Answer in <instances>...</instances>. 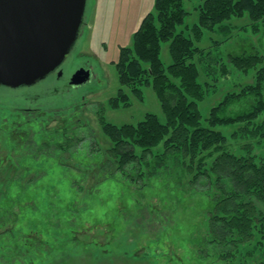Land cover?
Returning <instances> with one entry per match:
<instances>
[{
    "label": "rangeland",
    "instance_id": "1",
    "mask_svg": "<svg viewBox=\"0 0 264 264\" xmlns=\"http://www.w3.org/2000/svg\"><path fill=\"white\" fill-rule=\"evenodd\" d=\"M153 1L86 0L80 34L62 66L71 71L88 66L93 83L49 92L51 102L39 105L34 102L25 107L9 104L8 98L14 95L0 88V264H261L264 261L263 243H256L261 235L257 229V236L249 243L235 246L212 242L208 212L214 188L206 180L203 187L192 183V174L185 172L177 160L168 159L159 167L152 153L145 161L111 177L98 174L102 159L99 149L107 146L101 118L114 124L137 123L146 112L156 114L162 121L165 118L150 85L140 86L141 96L126 89L128 99L119 100L114 106L111 101L116 95L120 97L116 68L120 48L132 45L133 33L141 19L154 10ZM200 2L183 0L188 15L176 27V33L182 31L193 38L190 29L197 22L195 8ZM257 25L255 30L247 14L232 17L214 31L205 30L202 39L194 41L204 48L203 57L192 60L199 67L198 80L205 88L204 98L199 102L203 124L207 123L210 107L226 93L239 91L255 79L256 69L262 63L243 72L232 67L227 58L251 52L264 57V21ZM226 26L230 28L223 30ZM160 57L165 66L171 63L169 42L161 43ZM224 65L228 71L223 72ZM68 107L73 109L65 125L69 130L54 133L61 125L54 112ZM14 109L15 115H24L18 116L21 118L18 121H22L19 131L13 130V134L17 131L22 135V140L15 139L20 140L15 145L9 127L13 123L9 115ZM26 117L28 122L24 120ZM263 117L261 114L253 122H260ZM216 129L227 138L225 149L243 153V145L252 141V153L257 160L264 159V140L260 137L250 140L239 131L238 124ZM162 145L152 152L160 153ZM12 146L17 148L15 152ZM210 160L207 158L206 162ZM260 239L264 241L263 237Z\"/></svg>",
    "mask_w": 264,
    "mask_h": 264
},
{
    "label": "trees",
    "instance_id": "2",
    "mask_svg": "<svg viewBox=\"0 0 264 264\" xmlns=\"http://www.w3.org/2000/svg\"><path fill=\"white\" fill-rule=\"evenodd\" d=\"M153 8L134 31L132 45L120 48L116 62L120 97L116 95L111 101L113 104L128 99L126 89L141 96L140 86L150 85L165 118L162 121L151 112H146L137 123L114 124L101 118L107 146L99 149L102 159L98 163V174L111 177L115 172L145 161L152 153L157 157L159 167L168 159L177 160L185 172L192 174V183L203 187L207 185L203 183L206 180L214 188L213 204L208 212L212 242L235 246L249 243L257 236L256 229L260 238H264V159L257 160L252 153V141L243 145V153L225 149L227 138L216 129L217 126L238 124L239 131L250 140L256 136L264 140V117L260 122H253L261 114L264 116V57L258 52L229 55L230 65L243 72L262 65L256 69L253 82L239 91L226 93L210 107L206 124L202 123L199 110L205 88L198 80L199 67L192 61L196 56L201 59L204 55V48L196 46L194 41H200L205 30L214 31L217 25L232 17L247 14L254 29L258 30L257 22L264 21V0H201L195 8L197 22L190 29L193 38L182 31L176 33V27L182 25L188 15L183 0H154ZM228 28L230 26L223 30ZM162 42H169L171 63L167 66L160 57ZM222 70L228 71L226 66ZM13 99L16 101L12 98V103ZM72 110L68 107L54 112L61 124L54 133L69 130L66 126L71 119L68 113ZM15 113L17 109L9 115L13 122L9 125L12 134L14 129L19 131L22 123L18 116H24ZM24 120L27 121V117ZM251 125L253 127L249 128ZM17 131L11 136L13 145L22 140ZM17 138L20 140L15 141ZM160 143H163L162 151L152 152ZM12 148L14 152L17 150ZM207 158L211 159L209 163ZM260 238L256 243H263L261 256L264 258V241Z\"/></svg>",
    "mask_w": 264,
    "mask_h": 264
},
{
    "label": "water",
    "instance_id": "3",
    "mask_svg": "<svg viewBox=\"0 0 264 264\" xmlns=\"http://www.w3.org/2000/svg\"><path fill=\"white\" fill-rule=\"evenodd\" d=\"M86 0H0V85L17 88L44 79L74 46ZM89 71L80 68L71 84Z\"/></svg>",
    "mask_w": 264,
    "mask_h": 264
},
{
    "label": "flooded vegetation",
    "instance_id": "4",
    "mask_svg": "<svg viewBox=\"0 0 264 264\" xmlns=\"http://www.w3.org/2000/svg\"><path fill=\"white\" fill-rule=\"evenodd\" d=\"M77 68H85L87 70L88 69L90 70V68L85 65L78 66ZM77 68L71 71V69L64 68L61 64L55 70L50 72L44 79L39 80L32 85L20 86L17 88H10L0 85V88L11 91L14 97L8 98V102H10L9 104H13L15 107L17 106L25 107L27 106V104L32 105L34 102L35 105L45 104L52 101L50 99L52 95L48 94L49 92H58L69 88L77 89L86 85L89 82L91 83L94 82V79L91 76L92 71L90 70V75L86 82L81 84H71L72 75ZM48 79H52V81L46 82V80ZM91 79H93V81H91ZM40 85L41 87H38ZM35 88H39V89L34 90ZM12 98H16V101L13 99L14 100L13 103L11 101ZM34 109L37 108L35 107L33 108V110ZM24 110H29V109H24Z\"/></svg>",
    "mask_w": 264,
    "mask_h": 264
}]
</instances>
